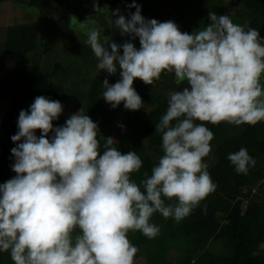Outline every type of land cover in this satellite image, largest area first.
<instances>
[{"label": "clouds", "instance_id": "1", "mask_svg": "<svg viewBox=\"0 0 264 264\" xmlns=\"http://www.w3.org/2000/svg\"><path fill=\"white\" fill-rule=\"evenodd\" d=\"M128 7L136 9L129 18L112 12V27L129 38L122 44L104 35L101 42L95 20L73 16L70 27L86 31L100 70L115 75L119 69L117 82L103 80L102 97L111 108L121 102L130 111L143 107L136 79L153 85L169 73L186 85L168 92L166 114L155 125L163 155L137 184L130 179L143 165L136 151L122 154L113 137H103L101 145L98 123L82 109L54 126L63 105L35 97L20 110L11 136L15 176L0 184V252H9L14 264H134L138 248L130 231L155 238L160 228L150 223L154 213L180 222L216 190L203 163L214 134L203 122L264 121V38L258 29L209 12L210 23L190 34L171 20L144 18L135 2ZM137 38L138 49L131 42ZM227 159L238 174L256 164L246 148Z\"/></svg>", "mask_w": 264, "mask_h": 264}, {"label": "trees", "instance_id": "2", "mask_svg": "<svg viewBox=\"0 0 264 264\" xmlns=\"http://www.w3.org/2000/svg\"><path fill=\"white\" fill-rule=\"evenodd\" d=\"M7 1L28 8L37 18L33 22L8 25L0 31V56L21 58L11 69L0 64V104L8 105L0 116V184L15 176L10 150L16 143L11 136L18 131L20 110H28L37 96L58 100L63 105L54 126L63 125L70 114L82 109L98 123L101 145L103 137H113L117 141L114 146L122 154L136 151L140 156L143 165L130 179L139 184L145 172L150 176L163 155L162 134L155 132V125L166 114L167 94L186 85L177 84L169 73H162L153 85L136 79L133 87L142 98L143 107L130 111L121 102L113 109L102 97L103 80L107 78L109 84L117 82L119 69L115 75H109L97 67L98 59L87 44L86 31L78 24L73 29L70 27L72 16L57 18L38 1L0 0V4ZM133 2L140 6L144 18L158 22L171 20L181 32L191 34L199 28L202 30L210 23L208 13L215 12L229 16L245 30L258 29L264 38V0H69L70 13L81 14L80 20L75 17L78 22L87 18L96 21L101 42L104 35L122 38L120 43L129 38L122 37L112 27L115 19L112 12L119 9V14L129 18L136 11L128 7ZM80 4L84 9L80 10ZM94 4L98 11L94 10ZM58 39H70V45L64 50L63 58L51 62ZM131 42L137 49L140 47L138 38ZM73 52L84 59L72 55ZM261 82L264 83V75ZM203 123L214 134L211 152L203 158V163L217 185L216 190L180 222L154 213L150 223L160 228L155 238L149 239L138 230L130 231L128 239L138 248L134 264H264V121L254 126ZM35 134L39 137L40 131ZM240 148H246L256 160L246 175L238 174L227 159ZM175 202L165 200L166 204ZM0 264H14L9 252H0Z\"/></svg>", "mask_w": 264, "mask_h": 264}, {"label": "rangeland", "instance_id": "3", "mask_svg": "<svg viewBox=\"0 0 264 264\" xmlns=\"http://www.w3.org/2000/svg\"><path fill=\"white\" fill-rule=\"evenodd\" d=\"M24 2H42L41 6L42 8H46L48 10V13L51 15H55L57 18H70V16H74L79 19L80 15L76 14L75 12L70 13V3L69 0H21ZM71 1V0H70ZM84 9V5L80 4V10ZM81 13V11H78ZM59 14H61L59 16ZM87 15L89 17V13L87 12ZM36 14L34 12L29 11L28 8L23 9L21 5H15L13 6L12 3L10 2H4L0 4V31L2 28L8 26V25H13L16 23H28V22H33L36 21ZM80 20V19H79ZM112 40L118 44H122L119 41L122 40V38L116 37H111ZM103 42V41H102ZM57 44H55L53 52L50 57L49 61H54L58 58H63L64 57V50L70 45V39H67L66 41H63V39H58L56 41ZM124 43V42H123ZM74 54L72 55H77L80 59H84V56L75 54L76 52H73ZM121 54H122V49H121ZM61 56V57H60ZM48 57V56H47ZM49 58V57H48ZM21 61V58L19 57H10V56H0V64L2 63V66L4 69H11L13 66H15L18 62ZM7 103L3 102L0 104V116L2 112L7 108ZM264 185V181H263ZM171 261H173V257H169Z\"/></svg>", "mask_w": 264, "mask_h": 264}]
</instances>
